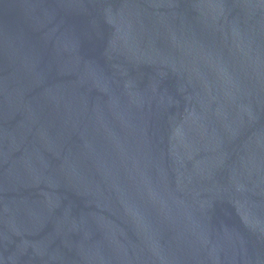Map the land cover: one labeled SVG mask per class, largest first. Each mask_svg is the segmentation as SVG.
I'll list each match as a JSON object with an SVG mask.
<instances>
[{
	"label": "water",
	"instance_id": "obj_1",
	"mask_svg": "<svg viewBox=\"0 0 264 264\" xmlns=\"http://www.w3.org/2000/svg\"><path fill=\"white\" fill-rule=\"evenodd\" d=\"M0 264H264V0H0Z\"/></svg>",
	"mask_w": 264,
	"mask_h": 264
}]
</instances>
